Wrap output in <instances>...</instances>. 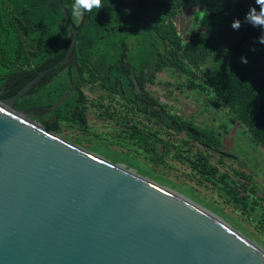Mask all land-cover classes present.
<instances>
[{"label": "water", "instance_id": "obj_1", "mask_svg": "<svg viewBox=\"0 0 264 264\" xmlns=\"http://www.w3.org/2000/svg\"><path fill=\"white\" fill-rule=\"evenodd\" d=\"M66 19L72 40L53 67L74 52ZM35 81L0 99V264H264L218 217L15 110Z\"/></svg>", "mask_w": 264, "mask_h": 264}, {"label": "trees", "instance_id": "obj_2", "mask_svg": "<svg viewBox=\"0 0 264 264\" xmlns=\"http://www.w3.org/2000/svg\"><path fill=\"white\" fill-rule=\"evenodd\" d=\"M189 1L0 0V76L5 77L18 64L20 69L25 67L22 74H26V82L33 76L31 68L36 58H51V63L61 60L72 40L67 16L77 31L68 63L75 84L70 96L57 108L58 114L75 103L79 106L80 82L75 80L80 76L88 83H98L108 95L133 103L139 114H146L150 108L158 125L165 124L177 133L193 128L199 133L197 137L189 134L193 140L219 152L221 141L212 131L197 129L175 114H166V106L146 91L135 92L134 78L144 87L164 67L192 77H196L197 70L235 119L246 126L254 143L264 149V0H226L208 15L203 31L181 36L173 19ZM67 79L39 98L32 94L22 97L14 105L15 110L31 107L38 99L43 105H54L68 91ZM70 113H66L65 120L74 122ZM80 114L84 125L83 111ZM128 129L139 149L149 151L150 145L152 155L156 154V145L161 141L156 135L144 128ZM196 159L198 163L193 167L204 180L222 182L226 191H234L232 198L241 201L234 185L224 182L227 174L218 175L217 167L201 154Z\"/></svg>", "mask_w": 264, "mask_h": 264}, {"label": "rangeland", "instance_id": "obj_3", "mask_svg": "<svg viewBox=\"0 0 264 264\" xmlns=\"http://www.w3.org/2000/svg\"><path fill=\"white\" fill-rule=\"evenodd\" d=\"M225 1L190 0L173 19L178 33L183 36L195 30L203 31L208 15L220 9ZM194 73L196 77L164 67L152 82L146 83L145 90L165 105L169 114L191 122L197 129L212 131L221 141L219 152L205 148L184 133L146 122L121 99L106 96L98 83L87 82L83 87L87 98V127L70 126L56 133L180 194L264 252V149L254 143L246 126L215 96L203 75L197 70ZM105 113L113 116L107 117ZM143 124L147 133L161 140L156 145V154L152 155L150 145H147L149 151L139 149L129 137L128 125L141 128ZM200 154L211 166L217 167L218 175L227 174L224 182L233 184L234 190L240 192V202L232 198L234 191H226L222 182L212 184L198 173L193 166Z\"/></svg>", "mask_w": 264, "mask_h": 264}, {"label": "flooded vegetation", "instance_id": "obj_4", "mask_svg": "<svg viewBox=\"0 0 264 264\" xmlns=\"http://www.w3.org/2000/svg\"><path fill=\"white\" fill-rule=\"evenodd\" d=\"M80 20H81V16L78 17V21H80ZM51 61H52L51 58H45L43 61H39V59L36 58L35 63L33 64L32 68H31V70L33 71V73H32L33 76L30 80H28L26 82H24V77L26 76V74H22L25 70V67L20 69V67H18V64L13 66L11 73H8L5 77L0 76V99H8V98L12 97L13 95H15L17 93L16 92L15 94H11L14 90L18 89L22 84H23V86H22V88H23L26 84H28L30 81H32L34 79L36 81L34 82L32 88L29 90L28 94H32V96H34V97L37 96L38 98L40 97V96H38V93L44 88V86H46V85H48L54 81H56L57 83H61V82L65 83V81H66L65 78L67 77L68 78L67 82L70 85L72 83L70 69L68 68L69 67L68 63L70 60L63 65H57L55 67H53V66L57 62L51 63ZM8 67H10V66H8ZM86 74H87L86 71H84L83 72L84 77H86ZM75 81L80 82L79 88L77 90V94L80 93L78 95V100L80 101L79 106H78V103H75V105L74 104L72 105V108H68V110L65 111L64 113L58 114L56 112L57 109L52 111V112L47 113L50 106L41 104L39 99H38V102L35 105H32L31 107L24 108V110H22V111L32 112V114L34 115L33 119L35 120V122H37V123L39 122V124H41L45 129L47 127L50 129L49 131L54 132V133L58 132L59 130H63L65 128L67 129V127H70V126H73V127L75 126L76 128H81V129L86 128L87 127V121H86L87 98L85 97L83 87L87 85L88 80L87 79L81 80L80 76H79L78 78H76ZM73 83L75 84V82H73ZM134 84H135V92H142L143 90L146 91L145 90L146 84L144 85V87H142L140 84H138V81L135 78H134ZM73 88H74V85H73ZM73 88H72V90H73ZM100 90L102 92H104L101 88H100ZM104 93L106 94V96H110L106 92H104ZM115 97L120 99L119 96H115ZM121 100L125 103V105H127L129 107L130 111H133V110L135 111L133 103H128L123 99H121ZM15 104H16V102H15ZM100 106H101V108H103V105H100ZM68 111H71L70 116L72 114L74 115V119H76L74 122L65 120L66 113ZM80 111H83V114H84V120L86 122V124H84V125L82 124ZM137 114L140 117H143L146 122L153 123L154 125H158L152 119L150 108L147 110L146 114H144V115L139 114V113H137ZM166 114H169V113L166 111ZM105 115L107 117L113 116V114H107V113H105ZM182 121H184V120H182ZM159 125H161V126L163 125V126H165V128H167L165 124H159ZM129 127H131V126L128 125L127 129ZM132 127L134 128V126H132ZM143 128L145 130H147L146 124H143L141 126V128H138V129H143ZM180 133H184V134L189 136V134L194 135V133H196V132L194 131L193 128H187L184 132L181 131ZM149 134H151V133H149Z\"/></svg>", "mask_w": 264, "mask_h": 264}]
</instances>
